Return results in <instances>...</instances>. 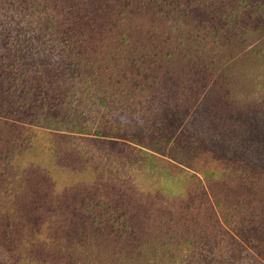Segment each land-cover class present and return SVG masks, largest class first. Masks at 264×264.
Wrapping results in <instances>:
<instances>
[{
	"label": "rangeland",
	"instance_id": "obj_1",
	"mask_svg": "<svg viewBox=\"0 0 264 264\" xmlns=\"http://www.w3.org/2000/svg\"><path fill=\"white\" fill-rule=\"evenodd\" d=\"M248 1L0 0V264H264Z\"/></svg>",
	"mask_w": 264,
	"mask_h": 264
},
{
	"label": "trees",
	"instance_id": "obj_2",
	"mask_svg": "<svg viewBox=\"0 0 264 264\" xmlns=\"http://www.w3.org/2000/svg\"><path fill=\"white\" fill-rule=\"evenodd\" d=\"M244 2H243V4H244V6H247L248 5V0H243ZM154 2H155V4L157 5V8L161 11V12H163L164 11V9L166 8V9H169L170 7H171V4H172V0H154ZM261 5V4H260ZM258 6H259V0H256V6L255 7H257L258 8ZM230 12V11H229ZM228 12V13H229ZM251 12H253V11H251ZM231 16H234V14H233V12L231 13ZM264 53V50H260V51H258V54L259 55H261V54H263Z\"/></svg>",
	"mask_w": 264,
	"mask_h": 264
}]
</instances>
